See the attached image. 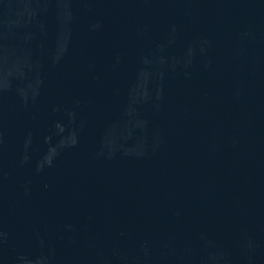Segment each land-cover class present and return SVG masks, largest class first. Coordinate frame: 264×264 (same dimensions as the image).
Masks as SVG:
<instances>
[{
    "label": "water",
    "instance_id": "obj_1",
    "mask_svg": "<svg viewBox=\"0 0 264 264\" xmlns=\"http://www.w3.org/2000/svg\"><path fill=\"white\" fill-rule=\"evenodd\" d=\"M0 264H264V0H0Z\"/></svg>",
    "mask_w": 264,
    "mask_h": 264
}]
</instances>
